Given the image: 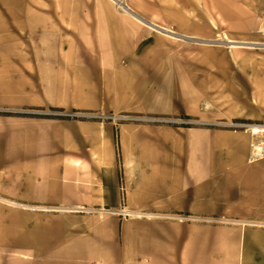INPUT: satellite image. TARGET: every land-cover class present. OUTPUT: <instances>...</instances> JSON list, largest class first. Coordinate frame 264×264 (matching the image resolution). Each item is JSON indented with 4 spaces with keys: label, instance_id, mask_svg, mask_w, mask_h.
Instances as JSON below:
<instances>
[{
    "label": "crops",
    "instance_id": "1",
    "mask_svg": "<svg viewBox=\"0 0 264 264\" xmlns=\"http://www.w3.org/2000/svg\"><path fill=\"white\" fill-rule=\"evenodd\" d=\"M143 20L0 0V264H264L261 136L231 123L264 103L209 127L208 64Z\"/></svg>",
    "mask_w": 264,
    "mask_h": 264
},
{
    "label": "rangeland",
    "instance_id": "2",
    "mask_svg": "<svg viewBox=\"0 0 264 264\" xmlns=\"http://www.w3.org/2000/svg\"><path fill=\"white\" fill-rule=\"evenodd\" d=\"M118 1L144 19L154 32L186 43L182 46L187 49L192 46L194 64H208L206 87L193 83L192 89L200 90L206 97L204 108L209 115V127L220 128V116L230 107L233 98L240 100L239 107L263 105L264 0ZM153 22L158 27L149 25ZM180 118L174 123H192L190 116ZM231 123L249 128L264 124V119H237Z\"/></svg>",
    "mask_w": 264,
    "mask_h": 264
},
{
    "label": "built area",
    "instance_id": "3",
    "mask_svg": "<svg viewBox=\"0 0 264 264\" xmlns=\"http://www.w3.org/2000/svg\"><path fill=\"white\" fill-rule=\"evenodd\" d=\"M104 117L107 119L112 118L111 116H104ZM119 119L120 120H126V119H128V117L127 116H120ZM238 125L246 126L243 124H238ZM254 125H258L260 128V131H258V132L252 131L254 134H259L261 136V141L254 144V150H255L256 156H260L261 154H264V124H254ZM251 126L249 127L250 129H251Z\"/></svg>",
    "mask_w": 264,
    "mask_h": 264
},
{
    "label": "bare ground",
    "instance_id": "4",
    "mask_svg": "<svg viewBox=\"0 0 264 264\" xmlns=\"http://www.w3.org/2000/svg\"><path fill=\"white\" fill-rule=\"evenodd\" d=\"M229 42H232V43H233V41H229ZM257 45H258V44H257ZM262 45H263V44H262ZM251 129H252L253 132H258V131H260V128H259L258 125H252V126H251Z\"/></svg>",
    "mask_w": 264,
    "mask_h": 264
},
{
    "label": "water",
    "instance_id": "5",
    "mask_svg": "<svg viewBox=\"0 0 264 264\" xmlns=\"http://www.w3.org/2000/svg\"><path fill=\"white\" fill-rule=\"evenodd\" d=\"M140 18V17H139ZM141 19V18H140ZM144 21V20H143Z\"/></svg>",
    "mask_w": 264,
    "mask_h": 264
}]
</instances>
